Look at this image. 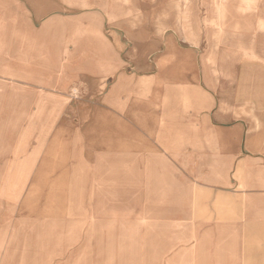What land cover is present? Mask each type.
<instances>
[{
	"label": "rangeland",
	"instance_id": "374dc122",
	"mask_svg": "<svg viewBox=\"0 0 264 264\" xmlns=\"http://www.w3.org/2000/svg\"><path fill=\"white\" fill-rule=\"evenodd\" d=\"M251 1L115 0V22L0 9V264H202L220 218L196 198L204 119L222 99L264 123V0ZM170 35L201 68L136 67Z\"/></svg>",
	"mask_w": 264,
	"mask_h": 264
},
{
	"label": "crops",
	"instance_id": "0c3cea01",
	"mask_svg": "<svg viewBox=\"0 0 264 264\" xmlns=\"http://www.w3.org/2000/svg\"><path fill=\"white\" fill-rule=\"evenodd\" d=\"M114 1L0 0V9L2 14L14 17L15 8H26L36 23H44L58 13L73 9L80 10L83 16V12L85 15L96 12L99 18L115 22L114 12L107 13L106 7L107 3ZM14 22L15 19L9 23ZM162 45L163 49L154 57L150 67L146 64L149 53L144 54L145 64L134 62L139 66L136 67L160 69L162 73L178 66L192 71L201 68L202 61L196 48L179 47L172 35ZM101 54L104 58L107 56L102 59L103 65L112 64L113 71L119 68L120 53L109 50L107 54ZM133 54L135 50L131 49L126 55L131 57ZM214 81L215 78L208 81L205 87L220 86ZM229 110L220 99L213 112L205 117L204 120L209 121L201 133V137L210 139L208 144L201 141L199 148L201 152L210 153L207 163L209 178L201 183L203 189L196 198H208V215L220 218L218 223L210 226L208 242H200L199 247L208 248L207 252L202 251L200 261L202 264H264V123L256 127L250 122L248 111H241L238 116ZM192 119L196 126V111ZM214 152L216 155L213 156Z\"/></svg>",
	"mask_w": 264,
	"mask_h": 264
},
{
	"label": "bare ground",
	"instance_id": "6f19581e",
	"mask_svg": "<svg viewBox=\"0 0 264 264\" xmlns=\"http://www.w3.org/2000/svg\"><path fill=\"white\" fill-rule=\"evenodd\" d=\"M246 2H247V7H251V3H252V1L251 0H246ZM180 5V4H179ZM261 19V18H260ZM262 20V19H261Z\"/></svg>",
	"mask_w": 264,
	"mask_h": 264
}]
</instances>
